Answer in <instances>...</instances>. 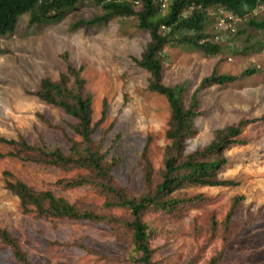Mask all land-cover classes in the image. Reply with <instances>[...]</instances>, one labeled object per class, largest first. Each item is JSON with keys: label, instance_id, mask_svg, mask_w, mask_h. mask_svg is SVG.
I'll list each match as a JSON object with an SVG mask.
<instances>
[{"label": "rangeland", "instance_id": "374dc122", "mask_svg": "<svg viewBox=\"0 0 264 264\" xmlns=\"http://www.w3.org/2000/svg\"><path fill=\"white\" fill-rule=\"evenodd\" d=\"M100 12L99 6L84 1L60 21L48 24H30L29 14H24L16 19L11 34L0 37V137L20 136L30 145L68 154L71 140L79 141L71 129L75 120L40 100L37 91L44 78L58 81L69 62L81 69L85 80L83 94L91 98L93 123H99L94 145L113 164L110 184L125 197L137 199L144 192L146 163L152 185L161 180L170 109L164 96L148 89L150 75L136 62L149 34L138 28L135 18L73 26ZM159 12L163 15L166 10ZM207 16L205 32L222 52L212 56L166 46L161 81L184 85L183 100L188 104L203 78L236 77L232 83L209 84L198 92L201 114L184 147L186 154L202 149L215 130L245 121L237 137L240 142L223 151L226 163L217 174L234 185L186 186L172 195L203 198L169 214L146 212L142 220L148 227L151 261L209 264L219 257L215 264H264V36L248 25L251 18H264V5L230 23L231 28L219 25L211 11ZM246 70L253 72L245 74ZM10 151L15 149L0 143V229L17 239L32 264H142L123 224L131 220L129 210L104 206L114 198L93 184L64 188L59 183L88 175L86 170H61L6 155ZM7 172L35 190H49L77 209L117 222L46 219L23 212L18 198L5 187ZM234 200L238 202L226 223ZM0 264H19L1 241Z\"/></svg>", "mask_w": 264, "mask_h": 264}, {"label": "trees", "instance_id": "16d2710c", "mask_svg": "<svg viewBox=\"0 0 264 264\" xmlns=\"http://www.w3.org/2000/svg\"><path fill=\"white\" fill-rule=\"evenodd\" d=\"M84 1L99 6L101 12L88 20L79 19L73 24L74 27L103 25L113 18L132 17L137 20L138 28L149 34V40L136 62L150 75L148 89L164 96L170 109L165 132L169 143L164 149L161 180L152 185L151 167L146 163L143 169L144 192L139 198H127L121 189L110 184L113 164L105 159V154L101 153L99 146L94 145L93 135L99 123H93L91 98L83 94L85 80L81 77V69H76L67 62L66 54L63 55L67 62L66 73L62 74L58 81L42 79L37 96L44 103L60 108L75 120L71 129L79 141L71 140L68 154L57 148L47 150L43 146L30 145L20 136L17 139L0 137V143L15 149L14 152L6 154L9 156H19L22 160L61 170H86L88 175L59 183L64 188L93 184L114 198L113 201H106L104 206L129 210L131 220L123 224L131 232V242L139 253L138 261L142 264H154L151 261L153 251L148 242V227L142 216L148 211L169 214L180 206L203 198L202 195L190 198L172 195L183 187L234 185L232 181L219 179L217 174L226 163L222 157L223 151L240 142L237 137L245 125V121H240L236 125L217 129L214 131L213 139L205 147L192 153H184L186 140L196 132L195 119L201 114L197 110L198 92L209 84L232 83L236 77L211 74L203 78L191 94L188 104H185L184 85L167 86L161 81L166 57L163 50L166 46L172 45L192 48L207 55H219L222 47L211 41L205 32L208 11L224 9L235 16L243 17L259 5H264V0H169L163 15L159 12L156 0H0V37L13 32L15 21L21 15L29 14L30 24L57 22L77 10ZM248 25L261 29L264 26V18L261 21L251 18ZM252 72L253 70H246L245 74ZM5 174V187L18 198L23 212H33L36 216L46 219L66 218L108 224L117 222L114 217L77 209L65 198L56 196L49 190H35L21 180L15 179L11 173ZM237 202L234 200L227 213L226 223L231 220ZM0 241L10 248L19 264H32L17 239L7 230L0 229ZM218 258H212L209 264H215Z\"/></svg>", "mask_w": 264, "mask_h": 264}, {"label": "clouds", "instance_id": "9594fccd", "mask_svg": "<svg viewBox=\"0 0 264 264\" xmlns=\"http://www.w3.org/2000/svg\"><path fill=\"white\" fill-rule=\"evenodd\" d=\"M157 2H158V4H159V9H160V11H164V10H166V8H167V5H168V1L169 0H166L165 1V6L164 7H162L161 6V2H160V0H156ZM263 5V4H262ZM259 6H261V5H259ZM256 9V8H255ZM254 9V10H255ZM209 11H211V14L212 15H214L215 14V16H218L217 18H218V24L219 25H226V28H231V24L230 23H232V22H235L236 21V19H240V17H238V16H235V15H233L230 11H227V10H224V9H219V10H213V9H211V10H209ZM208 11V12H209ZM253 12V11H252ZM260 30V32L262 33V35L264 36V26L261 28V29H259Z\"/></svg>", "mask_w": 264, "mask_h": 264}, {"label": "built area", "instance_id": "2783aa9c", "mask_svg": "<svg viewBox=\"0 0 264 264\" xmlns=\"http://www.w3.org/2000/svg\"><path fill=\"white\" fill-rule=\"evenodd\" d=\"M165 1H166V0H160V2H161V6H162V7L165 6Z\"/></svg>", "mask_w": 264, "mask_h": 264}]
</instances>
